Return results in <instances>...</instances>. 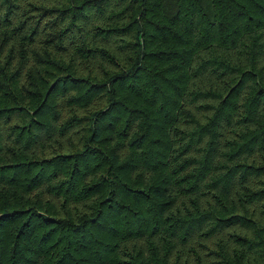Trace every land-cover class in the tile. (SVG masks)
Masks as SVG:
<instances>
[{"label": "trees", "instance_id": "trees-1", "mask_svg": "<svg viewBox=\"0 0 264 264\" xmlns=\"http://www.w3.org/2000/svg\"><path fill=\"white\" fill-rule=\"evenodd\" d=\"M0 264H264V0H0Z\"/></svg>", "mask_w": 264, "mask_h": 264}]
</instances>
